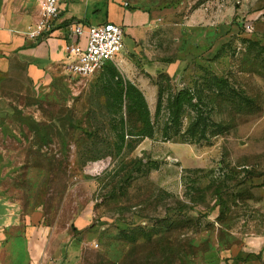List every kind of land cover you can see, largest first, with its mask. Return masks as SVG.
Segmentation results:
<instances>
[{
    "label": "rangeland",
    "instance_id": "1",
    "mask_svg": "<svg viewBox=\"0 0 264 264\" xmlns=\"http://www.w3.org/2000/svg\"><path fill=\"white\" fill-rule=\"evenodd\" d=\"M113 1L161 19L91 78L35 88L0 71V201L40 217L43 264H264V0ZM126 84L152 137H119ZM183 88L202 98L206 139L183 140L191 110L166 138Z\"/></svg>",
    "mask_w": 264,
    "mask_h": 264
},
{
    "label": "crops",
    "instance_id": "2",
    "mask_svg": "<svg viewBox=\"0 0 264 264\" xmlns=\"http://www.w3.org/2000/svg\"><path fill=\"white\" fill-rule=\"evenodd\" d=\"M62 13L52 35L32 41L24 33L40 17L37 0H0V71L24 75L35 88L49 86L53 77L68 73L65 45L67 25L114 23L125 36L139 40L144 30L161 19L159 9H130L113 0H62ZM37 215L23 216L11 204L0 201V264H43L47 231ZM47 264V262H45Z\"/></svg>",
    "mask_w": 264,
    "mask_h": 264
},
{
    "label": "built area",
    "instance_id": "3",
    "mask_svg": "<svg viewBox=\"0 0 264 264\" xmlns=\"http://www.w3.org/2000/svg\"><path fill=\"white\" fill-rule=\"evenodd\" d=\"M71 2L77 0H69ZM40 17L24 33L27 39L38 41L52 35L62 13V0H37ZM70 40L65 45L68 73L79 80L97 74L124 49L125 32L114 23L86 26L72 21L67 25Z\"/></svg>",
    "mask_w": 264,
    "mask_h": 264
},
{
    "label": "trees",
    "instance_id": "4",
    "mask_svg": "<svg viewBox=\"0 0 264 264\" xmlns=\"http://www.w3.org/2000/svg\"><path fill=\"white\" fill-rule=\"evenodd\" d=\"M104 71V70H103ZM213 82L216 83V90L226 98L236 99V90L232 86L228 78L214 77ZM122 103H125L128 119L132 125L128 130L121 133L119 136L122 140L125 137L130 139L152 137L155 133L150 111L143 93L131 84H126L118 94ZM238 105L245 104L244 101H237ZM202 98L195 95L191 88H183L176 93L170 94L168 97L167 110L169 113V121L176 126V135H166L167 139L177 138L180 128L183 125L182 116L186 110L194 111L195 116L193 121L184 133V141H200L207 138V119L204 112L201 110ZM162 110V92L160 91L156 115H159ZM201 128V129H200Z\"/></svg>",
    "mask_w": 264,
    "mask_h": 264
}]
</instances>
